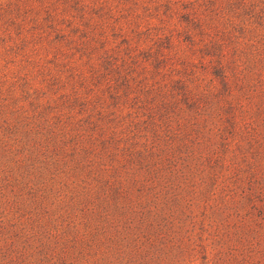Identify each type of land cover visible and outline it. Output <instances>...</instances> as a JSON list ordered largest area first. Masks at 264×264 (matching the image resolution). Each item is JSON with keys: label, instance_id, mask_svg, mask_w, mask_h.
Returning <instances> with one entry per match:
<instances>
[{"label": "rangeland", "instance_id": "1", "mask_svg": "<svg viewBox=\"0 0 264 264\" xmlns=\"http://www.w3.org/2000/svg\"><path fill=\"white\" fill-rule=\"evenodd\" d=\"M216 47L227 53L231 82L259 99L264 0H0V264H85L57 249L47 253L54 248L48 232L73 230L72 239L94 229L79 203L81 188L95 178L90 169L109 178L120 166L110 159L109 141L119 155L134 141L156 140L144 121L169 109L164 97L174 80L224 108L228 91L209 62ZM256 159L264 166V154ZM200 183L181 179L177 192L189 190L180 205L166 190L123 210L108 199L118 206L111 208L109 264H130L119 250L127 254L129 243L138 247L133 264H234L220 252L239 236L236 263L264 264V221L245 219L243 203L237 215L219 187L207 199ZM159 223L190 254L165 259L159 251L171 243L154 231Z\"/></svg>", "mask_w": 264, "mask_h": 264}, {"label": "trees", "instance_id": "2", "mask_svg": "<svg viewBox=\"0 0 264 264\" xmlns=\"http://www.w3.org/2000/svg\"><path fill=\"white\" fill-rule=\"evenodd\" d=\"M208 54L212 57L209 62L214 76L228 91L229 99H221V103H225L224 108L218 110L211 103L196 98L185 81L174 80L169 93L164 97L170 110L163 112L158 108V112H152L144 121L155 129L156 140L152 139L143 144L134 141L133 149L121 148L119 155L115 154L116 147L109 141L107 151L111 152L110 159L117 160L120 166H116L114 171L109 173V178L90 169L95 178L87 181V185L81 188L80 198L84 199L79 203L82 205L81 211L92 215L91 220L96 222L94 229L84 233L76 231L72 239L73 230L60 232L54 229L55 234L48 232L53 238L54 248L49 245L47 253L57 249L63 259L78 257L84 258L85 264H109V223L113 220L114 210L111 208L114 205H111L108 199L116 201L121 206L119 208L124 209L126 203L127 207L134 203L142 205L148 202L149 197L158 198L166 190L175 196L174 201L180 205L186 201V190H189V187H182L181 192L177 190L180 188L181 179L187 178L188 175L201 179V195L211 199L218 187L224 189L229 197L230 208L237 215H240L243 203L246 211L244 218L251 219L256 215L257 219L254 220H259L257 224L262 225L264 166L257 163L256 158L257 155L264 154L261 153L264 151V90L259 91V99L253 97L252 93L248 95L244 90H239L237 82H231L235 74L231 71L233 69L230 61H227L224 49L220 51L219 47H216ZM234 63L232 60V64ZM235 90L241 91L243 99L241 95L236 96ZM122 133L127 134L125 131ZM137 136L139 135L136 133L134 137ZM124 141L127 142L128 139L125 138ZM258 150L260 152L257 153ZM229 153L232 155L229 156ZM93 163L97 167L105 166V163L99 161ZM203 165H208L210 169L202 168ZM207 177L209 178L206 179ZM102 181L105 182L103 186ZM136 214V209L128 212L130 223L137 218ZM173 221L171 219L170 222ZM164 226L159 223L153 228L161 240L171 243L159 251L163 253L164 258L179 259L185 254H190V251L181 249V246L175 247L172 242L173 234L169 231L171 227ZM242 238L243 236L238 239L231 238L228 250L220 252L225 256L229 255L228 258L225 257L226 262L233 260L234 264H237L236 244ZM130 244L125 245L127 254L123 246L119 250L125 255L123 259L133 264L139 253L138 247ZM202 249L204 258H207L205 249ZM223 261H220V264Z\"/></svg>", "mask_w": 264, "mask_h": 264}]
</instances>
